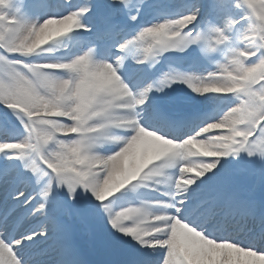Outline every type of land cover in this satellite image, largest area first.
Masks as SVG:
<instances>
[{
    "label": "snow or ice",
    "instance_id": "1",
    "mask_svg": "<svg viewBox=\"0 0 264 264\" xmlns=\"http://www.w3.org/2000/svg\"><path fill=\"white\" fill-rule=\"evenodd\" d=\"M0 264H264V0H0Z\"/></svg>",
    "mask_w": 264,
    "mask_h": 264
},
{
    "label": "rangeland",
    "instance_id": "2",
    "mask_svg": "<svg viewBox=\"0 0 264 264\" xmlns=\"http://www.w3.org/2000/svg\"><path fill=\"white\" fill-rule=\"evenodd\" d=\"M91 253V252H90ZM92 255H97V254H95V253H91Z\"/></svg>",
    "mask_w": 264,
    "mask_h": 264
}]
</instances>
